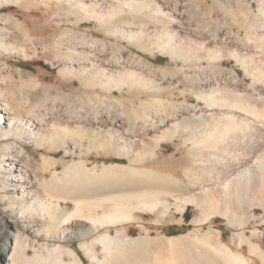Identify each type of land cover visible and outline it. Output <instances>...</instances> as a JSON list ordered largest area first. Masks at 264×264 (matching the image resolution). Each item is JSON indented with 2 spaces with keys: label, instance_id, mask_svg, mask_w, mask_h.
Listing matches in <instances>:
<instances>
[{
  "label": "rangeland",
  "instance_id": "1",
  "mask_svg": "<svg viewBox=\"0 0 264 264\" xmlns=\"http://www.w3.org/2000/svg\"><path fill=\"white\" fill-rule=\"evenodd\" d=\"M259 2L260 0L160 1V5L166 7V12L172 13L177 18L174 20V24L168 18H157L154 14L153 16L150 14L152 13L150 10L144 9L142 12L139 10L132 12L126 6L119 8V11L116 10V14L113 12L114 15L113 13L109 14L107 8L103 11V18L97 19L90 16V19H88L83 8L80 10L81 7L76 3L73 4V9L66 3L58 4L54 1L49 5L41 2H27V5L23 7L13 4L0 5V16L3 15L5 18L10 16L8 26L0 23V31L14 29L12 30L13 35L10 37L12 40H9V42L20 43L23 47H27L25 49L28 55L24 56L0 48V107L13 108L23 118L25 117L24 119L41 118L44 123L50 119L49 117L55 115L56 120L53 119L52 123L50 122L52 125L55 124V131L57 130L61 134L65 129L69 131H65V135L63 134L57 138L58 140H55L58 144L53 143V137L48 136L49 133L45 131L41 132L44 137L41 141H34L27 136H24L22 140L15 139V137L6 138L2 133L0 134V148L15 141L28 154V156L19 159L26 163L25 165L33 173L35 179L43 188L42 183H47L51 186L48 185L51 188L49 190L54 189L60 193H58L59 196L57 195L58 198L55 196L57 192L54 191L55 199H63L60 197L65 195L63 200L74 203L76 197H79L77 200L84 197L81 202L84 201V203L90 204L89 202L95 201L97 204H102L103 208L102 206L100 209L96 207L97 211L95 210L99 215H104L105 211H111L108 208L113 203L106 200V198L108 196L110 198V195L114 196L115 193H102L107 189L119 187L116 185L135 184L147 180L151 176L157 177L160 174L174 175L176 179L185 180L186 183L189 179L186 176L188 174L193 178L196 175L197 178L200 177L203 169L199 168L203 167H201L200 162H194L200 161L193 156L196 149H192L193 144L190 140L185 142L190 137L189 133H181L173 141L164 142L156 151V156L152 157L146 148L125 145V141L122 140L110 141L106 130L113 128V130L123 133L125 128L128 132L130 131V134H135L136 131L145 130L148 124L150 125L157 117L161 118L160 116L162 118L169 116L174 119L177 118V120L182 119L180 116L183 115L182 112L186 109H192L200 115L198 112L205 106V103L198 100L197 87L202 79L205 77L207 79L214 74L216 66L214 67V64L209 65L210 63L207 60L200 58L201 54H198V52L189 55L182 54V50L178 48L180 45L178 38L182 36L179 25L183 27L186 25L185 28L196 33L195 38L193 37L195 42L196 38L197 41H200L201 35H211L209 36L210 39L231 32L234 35H239L238 26L242 22L236 20L237 16L246 14L244 10L250 5L251 8L249 7L250 10H247V12H251L254 18L258 14ZM149 14L153 17L151 18ZM177 14H182L183 18L181 19ZM6 15L9 16L6 17ZM179 20L182 21L179 23ZM183 21H186L187 24L186 22L183 24ZM16 22L25 27L28 32L27 39H25L26 36L21 33V30L15 28ZM176 23L177 25H175ZM9 24L12 25L9 26ZM126 27H131L136 35L134 34L130 38L126 32ZM171 27H174V29ZM167 30L170 33H168L170 36L167 35L169 38L165 36ZM201 31L203 34L200 33ZM160 32L165 34L161 36ZM86 35L88 36L86 37ZM243 36L241 35V37ZM174 39L175 41H173ZM81 40L83 41L81 42ZM173 42L176 43L173 44ZM168 43L174 46L170 47L171 45L168 46ZM27 44L30 48L25 46ZM91 44H96V46H93L96 47L97 52L100 50V53L96 55L99 57L100 62L103 58L102 60L105 63H102L104 65L107 63L103 68H110L111 64L112 66L113 64L119 66V62L123 67L127 63H133V69H129L140 72L141 78H144L134 83V86H125L121 91L113 85L103 84L104 82H101L100 79H95L93 82H89L90 84L81 82L74 72H77L83 66H89V62L84 59L86 57L84 54L87 55L88 52L87 54L83 53L78 46L92 47ZM173 47L175 50H173ZM180 52L183 56L180 55ZM130 53L133 54L135 61ZM78 54L81 56H78ZM113 56H117L116 59ZM130 56L133 62L129 59ZM186 56L189 57L186 59ZM72 58H77V61H73ZM70 59L74 62L73 64ZM82 59L83 63L80 62ZM136 60H138V65ZM135 63L136 65H134ZM201 68L205 70H201ZM224 68H236L244 77V71L231 60L224 64ZM116 70L123 71L122 68L119 70V67ZM192 80H194V83ZM160 86L162 89H160ZM193 113L184 114L183 116L188 123L197 124L198 119ZM119 125H122L121 129L118 127ZM62 126L63 128H61ZM70 132H74L73 137L76 136V140ZM66 135L68 138H64L67 137ZM197 136L199 138V134ZM40 144L41 146H39ZM7 152L2 149L0 155ZM140 158L142 160H139ZM108 165L119 167H116L118 170H114V172H107L105 169ZM76 169L78 171H74ZM16 175L18 174L16 172L12 173L6 166L0 169V245L6 244L8 241L11 242L10 235L23 233L31 240V246L29 245L26 250L27 254L24 253L29 259L34 258L36 254L47 258L49 252H51L49 250L52 249L43 246L49 244L50 246L59 245L61 250L63 248L62 253L59 251L57 256L60 257L59 259L62 258L61 261L66 264L74 261V259L79 264H98V261L105 260L107 253L104 248L105 245H110V241H105V245H103L100 240L94 243L92 240H95V236L99 238L107 234L114 241L113 248L115 250L113 257L107 264H124V259L121 258L124 255L134 257L139 255L143 257H139L140 259L149 262V264H204V262L208 264L205 255L212 256L215 261L219 260V263H223V260L226 259L224 252L226 250H230L231 253H239L248 262L252 260L251 263L249 262L250 264H264L262 263L264 258L260 253L253 252L249 244L258 245L264 253V210L262 208L251 211L252 213L255 212V219H252L248 212L240 214L241 218L238 217L239 214L237 213H230L231 215L228 214L229 219L228 215L221 216L222 213L220 215L222 211L214 210L210 212L211 214L208 213L210 214L209 218L204 223L201 221V223L196 224L195 221L202 216V219H204L207 211L204 214V211L195 205L187 207L184 213L177 212L175 208L164 210L162 206L155 208L154 212L151 211L152 209L149 210L148 207H144L142 210H133L131 220L105 225L99 232L88 233L87 236L82 238L60 241L46 239L36 233L38 230L43 229L44 223L40 217L18 216L22 209L15 202L21 201L20 191L10 184V181ZM203 181L196 180L195 183L204 185ZM4 183L9 184V186L4 187ZM66 193L67 196L70 193L72 196L67 199ZM88 197H90V200ZM22 200L21 202L27 204V206L32 202L29 196L22 198ZM13 201L15 202L11 205L10 203ZM61 215V213H58L59 218H61ZM242 217H245L247 221ZM242 219L243 221H241ZM15 220L19 225L17 228L12 222ZM78 223L81 224L77 226L66 225L58 231L81 227L83 230L90 232L88 231L90 224ZM216 230L220 231L219 235ZM240 233L243 237H241L242 241L244 240L241 243L238 237ZM218 236L220 237L218 238ZM175 237H178L177 239L181 241L170 242V238ZM199 239H204L205 242L200 243ZM32 241L35 243L33 244ZM84 243L89 244L87 250L81 245ZM33 247L35 248L33 249ZM69 248L75 253V258L69 254ZM214 250L217 254L214 253ZM187 254L198 260L191 262L187 258ZM94 255L97 261L93 260ZM1 263L6 264V260L3 258Z\"/></svg>",
  "mask_w": 264,
  "mask_h": 264
},
{
  "label": "bare ground",
  "instance_id": "2",
  "mask_svg": "<svg viewBox=\"0 0 264 264\" xmlns=\"http://www.w3.org/2000/svg\"><path fill=\"white\" fill-rule=\"evenodd\" d=\"M53 1L58 4L66 3L68 4V6L70 5L72 9L74 8L73 4L76 3L78 6L81 7L79 8L80 10H82L83 8V11L85 12V16H88V19H90L89 18L90 16H92V18L94 17L97 19H101L103 15V11L107 10V8H108L107 11L109 12V14L113 12H115L116 14L117 13L116 10L119 11V8L121 9V7H125V6L129 7L132 12L135 10L136 11L139 10L141 12L144 9L150 10L152 12L150 14L156 15L157 18L158 17L168 18L169 20H171L172 23L175 22L174 20L177 19L172 15V13L166 12L165 10L166 7L164 5H160L159 2L162 0H145V1H140V0H0V5L2 6V5L13 4L19 7H23L27 5V2H31V3L41 2V3H45L49 5ZM258 4H259L258 14H256L254 18L252 17L251 12H247V10H250L248 8L249 7L251 8L250 5L249 7L247 6L248 8L246 10H244L246 11V14H240L237 16L236 20L240 21V23L242 22L241 25L239 24L238 26L239 35H234L231 32L230 34L218 35L214 39L212 38L210 39L209 36L211 35H208V36L201 35L200 41H197V38H196V42H195L193 40V37L195 36L196 33H194L192 30L185 28L186 25L185 27L179 25L182 36H179L178 38V42L180 44L178 48H180L183 52V53L180 52V55L182 54L184 55V53L187 55L193 54V53L195 54V52L196 53L198 52V54L199 53L201 54L200 58H202L203 60H207L210 63L209 65L214 64L213 66L214 67L216 66V70L214 74L207 79H205L206 77L202 79V81H200V83L198 84L199 85L197 87L198 90L195 89L197 90L196 95L198 97V100L205 103V106L198 112L200 115L196 114V112L192 109L191 110L186 109V111L182 112L183 115L194 112L193 113L194 116H196V118L198 119L197 124H194L193 122L188 123L185 120V117L183 115L180 116L182 117V119H178V120L177 118L174 119L173 117H169V116L168 117L166 116V118L164 117L162 118V116H160L161 118H158L156 116L157 119H154L152 123L150 122L151 124L150 125L148 124L145 130L143 131L141 130V132L136 131L137 133L135 134H130L129 133L130 131L128 132L127 130H125V128H124L123 133L122 132L119 133L115 129L113 130V128L106 130V133L108 137L110 138V141L111 140L112 141L122 140V141H125V145H130L131 147L146 148L147 152L152 157L156 156V151L159 149V147L164 142L173 141V139L177 137L178 135H180L181 133H185V134L189 133L190 137H188V139L186 138L187 140H185V142L186 141L188 142L189 140L190 142H192L193 144L192 149H196L195 151L196 153L194 155V152H193V156H195V158H198L200 160V161H194V162H198V163L200 162L201 167H203V168H199V169H203L202 175L198 177L199 179L196 177L197 175L193 178V177H190L191 175L188 176L189 175L188 174L186 176L187 178L189 177V179H188V182L186 183L184 182L185 180L180 181L176 179L174 175L160 174L157 177L151 176L149 179L137 182L135 184H129V185L123 184L121 186L116 185L119 187L111 188V189L106 188L107 189L106 191L102 189L103 191H105L102 194L115 193V195L114 196L110 195V198H108L109 196L106 198V200L113 203L112 206L108 208L111 211H105L104 215L103 214L99 215L96 212L97 211L96 209L98 207L100 209L102 204H99V203L97 204L95 201L89 202L90 204H87V202H85L86 203L85 204L84 201L81 202V200H84L82 199L84 197L82 198L80 197L81 198L80 200H77L79 197H76L75 198L76 202L74 203L63 200L65 195L64 196L62 195V197H60L63 199H58L59 198L58 196L60 193L54 189L52 190L53 192L49 190L51 189L50 188L51 186L47 183H42L44 188H46V190H44V188L38 182V180L35 179L30 169L25 165L26 163H23V161L19 159L21 157L28 156V154H26L25 150L23 148H20V146H18V144L15 141H12L10 144H6L4 147L0 148V151H2V149L8 151L7 153L0 155L1 156L0 157V169L6 166L8 167V169L11 170L12 173L16 172L18 175H16L10 181L11 182L10 184H12V186L14 187H17V189L20 191L21 201H23L22 198L24 199L27 196H29L30 199L32 200L29 206H27V204H24L21 201H16V202L13 201L12 203H10L12 205L15 202L17 206L21 207L22 212H20V214L18 213L19 214L18 216L26 217L27 215H30L31 217L32 216L40 217L44 223L43 229L38 230L36 233L39 236H42V237L44 236V238L46 239H53V240H60V241H65L66 239L82 238L84 236H87L88 233L92 234V233L99 232L101 228L102 229L104 228L103 226L105 225H109L112 223L113 224L119 223L124 220H131L133 217L132 216L133 210L135 209L142 210L144 207H148L149 210L152 209L151 211L154 212L157 209V207L162 206L164 210H170L172 208H175L177 212L184 213L187 207L191 205H195L201 210H203L204 214L207 211V214L204 217V219H202L203 217L202 216L199 220L195 221L196 224L201 223V221H203L204 223L205 220L209 218V215L211 214L210 212L214 210L222 211L220 212V215L222 213L221 216L228 215L230 213H237L239 214L238 217H240V214L248 212L250 217H252V219H255L256 218V215H254L255 212L252 213L251 211L257 208H262L264 210V0H260ZM153 6H154V9L152 8ZM182 14H177V15L180 16L182 19L183 18ZM7 16L9 15H6V17ZM153 16H151V18ZM9 19H10V16L5 18V16L3 17L2 15L0 16V23H2L5 26H8ZM180 21L182 20H179L178 22L180 23ZM184 22L186 21H183V24ZM11 25L9 24V26ZM175 25H177V23ZM15 28L19 29V31L21 30L22 31L21 33H23L26 36L25 39H27L28 32L26 31L25 27L21 23L16 22ZM126 28H127L126 32L128 33V36L132 38L135 32L132 31L131 27H126ZM171 28L174 29V27H171ZM12 30L14 29L6 30L7 32L0 31V48L9 50L10 52L12 51L14 53H19L21 55L28 56L27 51L25 49L27 47H23V45H21L20 43L15 44V43L9 42V40H12L10 38L13 35ZM162 32H160L161 36L162 34L163 35L165 34ZM168 33L169 31L167 30V34L165 35L167 38H169L170 36L169 35L170 33L169 34ZM200 33L203 34L202 31ZM241 35H244V36L241 37ZM87 36L88 35H86V37ZM27 41L29 42V39ZM82 41L83 40H81V42ZM173 41H175V39ZM175 43L173 42V44ZM81 45H79L78 48H80L83 53L87 54L88 52L87 55L84 54V56H86L84 57V59H86L89 62L88 64L89 66H83V68L81 67L77 72H74L78 80H80L81 82L86 84L89 82H93L95 79H100L101 82H104L103 84L105 85L109 84L111 86L113 85L116 89H119L121 91L123 90L125 86L131 87V85L136 83L138 80L144 78V77L141 78L139 74L140 72L138 73L135 70L129 69V68L133 69L132 68L133 63L132 64L127 63L123 67L119 62V66L114 65V64L112 66L111 64L112 68L111 67L103 68L107 63L104 65L102 63L104 62L102 60L103 58L101 59V62H100V60L98 59L99 57L96 56L97 54L100 53V50L99 52H97L96 47H94L96 46V44L95 45L93 44L94 46L91 44L92 47H86V46H81ZM170 45L171 44H169L168 46ZM25 46H28V44ZM172 46L174 45H171L170 47ZM28 47L30 48V46ZM180 49L179 51H181ZM173 50H175V48ZM101 52L103 51L101 50ZM75 55L77 56L76 53ZM79 55L80 54H78V56ZM131 56L129 57V59H131ZM188 57L186 56L185 58L187 59ZM132 58L134 57L132 56ZM76 59H74L73 61L76 62L77 61ZM127 60H128V57H127ZM133 60L135 61V58ZM133 60L131 62H133ZM230 60L233 61L236 66H239L244 71V77L241 76L240 72L236 68H232V69L224 68V64H226L227 61H230ZM136 61L138 65V60ZM80 62L83 63V59ZM73 63L74 62H72V64ZM77 64H80V63H77ZM134 65H136V63ZM118 67H119V70L122 68L123 71H117L116 68ZM127 67L128 69H126ZM201 70H205V69L201 68ZM200 74L202 75V73ZM194 80H192L193 83H194ZM98 84L100 85V83ZM160 89H162L161 86H160ZM54 117H49L50 119L46 120V123H44L43 120H41V118L40 119L34 118L30 120L24 119L25 117L23 118L15 109L7 107V106L2 107V108L0 107V134L3 133V136H5L6 138L15 137V139L22 140L24 136H27L34 141L35 140L41 141L44 138L41 132L45 131L49 133L48 136L51 135V137H53V140H54L53 143H54L56 142L55 140L57 138H59L63 134L65 135L66 133L65 131H68V129L67 130L65 129L64 131L65 133L63 132V134H61V132H57V130L55 131V126H54L55 124L53 125L51 124L52 123L51 121L53 119L56 120V118ZM118 127L121 129L122 125H119ZM61 128H63V126ZM73 133L70 132L72 137H73ZM198 134H199V138L197 136ZM75 137L73 138L76 140ZM64 138H68V136ZM51 139L50 141L52 142ZM78 140L81 141L80 139ZM56 143L58 144V142ZM77 144L79 143L77 142ZM39 146H41V144ZM58 147L60 148V146ZM139 160H142V159L140 158ZM109 165L106 166V169H105L107 170V172L108 171L114 172V170L115 171L118 170V168L116 167H119V166H109ZM74 171H78V170L76 169ZM196 180H199V181L204 180L203 181L204 185L195 183ZM48 185L50 187H48ZM8 186L9 184L4 183V187H8ZM54 191L57 192L55 194V196L58 197L57 199H55ZM66 196H67V193H66ZM69 196H72V194L70 193V195L67 196V199ZM86 197H85V200H86ZM90 197H88L89 200H90ZM13 207H16V206H13ZM58 213L62 214L61 218L58 217ZM211 216H210V219H211ZM245 217L244 218L242 217V218L245 219ZM243 219L241 221H243ZM12 222L14 226H16V228L17 226H19L16 220ZM78 222H82V224L83 222L86 224H90V228L88 230L90 232L83 230V228L81 227H75L74 229L67 228L65 229V231H61V232L58 231V230H61L66 225H69V226L70 225L72 226L80 225L81 223L79 224ZM55 231H58L59 233ZM219 232L220 231L216 230V233L218 235H219ZM241 235H242L241 233L238 235L240 239L239 240L240 243L244 241V240L242 241L243 237ZM220 236H218V238ZM177 238L178 237L170 238V242L175 243L174 241H181L180 239H177ZM10 239H11V242L8 241L6 242V244L0 245V264H2L1 260L3 258L6 260V264H66L63 261H61L62 258L59 259L60 257L58 258L57 256V253H59V251H61L62 253V250H63V248L61 250V246L59 245L57 246H54V245L50 246L49 244L45 246L42 245L43 247L47 249H52V250H49L51 252L47 250L49 252V256L47 258H44L45 256L42 257L43 255L41 256L40 254H36L34 258L29 259L25 256L24 253L28 249V246L30 245L31 240L27 238L25 235H23V233L16 234V235H10ZM98 240L102 241L103 245H105V241L107 240L110 241V245L109 246L105 245V248H104V251L107 253L105 260L101 262L98 261V264H107L113 257V254L115 253L114 252L115 250L113 248L114 241L107 234L104 236H100L99 238H96L95 236V240H92V241L94 243V242H97ZM12 241L14 242V245ZM199 241L200 243L205 242L204 239H199ZM32 243L34 244L35 242L32 241ZM86 243L81 244L82 247H85V249L89 245ZM203 244H206V243H203ZM249 244L253 252L256 251L257 253H260V255L264 258V253L259 248L258 245H255L252 243H249ZM34 248L35 247H33V249ZM224 252L226 255V259L223 260L224 262L221 261L223 263H219L220 262L219 260L215 261L212 258V256L210 257L209 255L208 256L205 255L206 262L208 264H250L251 263L250 261H252L250 260L249 261L250 263H249L239 253L237 254L235 252L231 253L230 250H226ZM205 253H207V251H205ZM214 253L217 254L216 250H214ZM69 254L73 257L75 256V253L71 249L69 251ZM139 257L141 256L138 255L137 257L136 256L134 257L131 255L130 256L124 255L121 258L124 259L123 261L124 264H149V262L147 263L146 261H143ZM187 258H189L191 262H195V260L196 261L198 260V259H194L190 254H187ZM215 259H217V257ZM93 260L97 261V258L95 255L93 257ZM67 264H79V263L77 262L76 259H74V261L67 263ZM198 264H201V263H198Z\"/></svg>",
  "mask_w": 264,
  "mask_h": 264
}]
</instances>
